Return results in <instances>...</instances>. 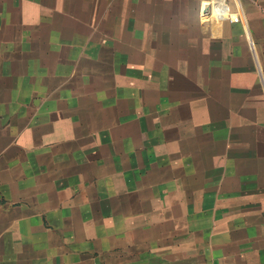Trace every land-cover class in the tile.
<instances>
[{"label":"crops","instance_id":"1","mask_svg":"<svg viewBox=\"0 0 264 264\" xmlns=\"http://www.w3.org/2000/svg\"><path fill=\"white\" fill-rule=\"evenodd\" d=\"M206 1L15 0L6 26L89 29L50 34L73 62L26 91L45 70L0 32V264H264V0H214L240 17L203 23ZM120 40L142 54L125 80H87L90 43Z\"/></svg>","mask_w":264,"mask_h":264},{"label":"rangeland","instance_id":"2","mask_svg":"<svg viewBox=\"0 0 264 264\" xmlns=\"http://www.w3.org/2000/svg\"><path fill=\"white\" fill-rule=\"evenodd\" d=\"M9 2V0H0V32L6 33L10 35V38L15 37L18 33H24L25 36H30V39L26 40V43L24 44L25 47V57H24V63L25 65L29 64L31 68L34 67V65L39 64L42 67V70H45L39 74V72L35 73H26V78L29 83L25 85V91L30 86H34V83H41L42 86L50 85L56 81H58L61 77L55 76L52 77V73H48L46 70H48L50 67H52L57 61L62 60L64 64L69 65L73 62L72 49L74 46L70 45L68 42V45L66 46H60L57 47L56 52H54L52 46L50 45V42L48 40V36L52 33H59L62 35H73V36H79L87 32L89 27L81 26V25H75L72 23H69L66 21L63 17H50L45 18L42 23L35 28H27L25 27H18L17 24L12 25H5L6 18H9L11 20L16 21L18 17V5L15 2V0H11V8L8 9L5 13H1V7L4 3ZM184 3V1H181ZM119 1H117L115 4L117 5ZM161 11V10H160ZM178 12V10H173ZM182 11V10H180ZM186 15L185 17L191 18L190 11L184 10ZM162 12V11H161ZM231 12H234L231 10ZM236 12V11H235ZM89 13V10H88ZM111 17H116L118 15V10L115 8L114 10H110ZM130 15V13L128 14ZM90 20H95L96 17V11H93V13L89 16ZM112 27H118L119 32H127L124 27L122 26H112V25H102L100 26L101 32H110L112 31ZM186 34L188 35H196L197 30L194 28V26L190 25L186 29ZM39 34L41 37L33 40L32 35ZM76 44V42H73ZM96 41L90 43V45L87 48H93L94 49V56L87 58H81L83 64L89 65L91 67L92 73L89 74L88 77H86L89 81H96V79H104L106 82H113L116 81H124V75H123V69L121 66H118L117 62H122L125 60V58H128L127 56L129 53H134V56L131 58H135L134 60H141L142 54L139 47V42L137 46L136 52L134 50H131L129 47L128 41H108L106 42L105 46H101L97 48ZM192 43L191 41H172V45L174 49L186 48V49H192ZM141 44V43H140ZM21 48V47H19ZM115 50V51H114ZM137 53V54H136ZM38 55V57H37ZM114 56V57H113ZM11 64H16V58L11 57L10 58ZM13 59V60H12ZM20 59V58H19ZM157 69V64L155 65ZM145 70H141L138 72L137 82L141 83L144 80V76L146 75ZM81 75V74H80ZM115 77V79H114ZM114 79V80H113ZM113 80V81H112ZM75 82H81L83 81V76H77V78L74 80ZM73 81V82H74ZM11 91V90H10Z\"/></svg>","mask_w":264,"mask_h":264},{"label":"built area","instance_id":"3","mask_svg":"<svg viewBox=\"0 0 264 264\" xmlns=\"http://www.w3.org/2000/svg\"><path fill=\"white\" fill-rule=\"evenodd\" d=\"M206 3L209 6L208 19H210L211 17L214 16V17H217V18H231V19L237 20L240 17V14L238 12H231V9L229 8V6L225 2H220L219 1L220 5L223 3L224 6L226 7L225 15H221V10H219L217 8V3L214 2V0L206 1Z\"/></svg>","mask_w":264,"mask_h":264},{"label":"water","instance_id":"4","mask_svg":"<svg viewBox=\"0 0 264 264\" xmlns=\"http://www.w3.org/2000/svg\"><path fill=\"white\" fill-rule=\"evenodd\" d=\"M208 14H209V6H208L207 3H205L203 8H202V20H203V23H206V21L208 19Z\"/></svg>","mask_w":264,"mask_h":264}]
</instances>
